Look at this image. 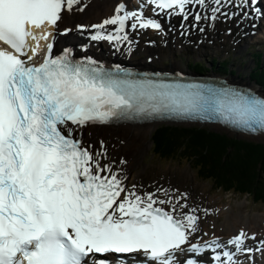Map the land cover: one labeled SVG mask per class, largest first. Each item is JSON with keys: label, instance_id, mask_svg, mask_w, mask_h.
<instances>
[{"label": "snow or ice", "instance_id": "6c2138e0", "mask_svg": "<svg viewBox=\"0 0 264 264\" xmlns=\"http://www.w3.org/2000/svg\"><path fill=\"white\" fill-rule=\"evenodd\" d=\"M79 2L0 0V42L11 48L0 49V264H114L109 256L128 257L130 264L141 257L144 264H242L237 254L253 252L243 230L226 242L215 236L192 242L200 230L196 208L168 190L126 187L120 170L105 162L103 142L93 151L76 132L88 124L169 116L219 120L255 133L264 131V98L226 82L137 78L119 66L75 60L69 49L53 57L51 43L42 62L32 63L39 40L52 35L37 37L32 28L55 26ZM256 5L140 0L130 11L120 3L91 26V38L131 46L129 27L163 31L158 19L145 16L149 6L154 16H192L198 23L209 19L202 12L213 21L241 12L247 18L246 9L260 12ZM231 8L237 11H224Z\"/></svg>", "mask_w": 264, "mask_h": 264}, {"label": "bare ground", "instance_id": "6f19581e", "mask_svg": "<svg viewBox=\"0 0 264 264\" xmlns=\"http://www.w3.org/2000/svg\"><path fill=\"white\" fill-rule=\"evenodd\" d=\"M120 3H125L127 6H134L140 3V0H80L79 4L74 6L70 12L65 11L63 13L59 22V26L56 30L59 41L67 42L72 40V38H79L80 40H83L84 36H87L90 34V32H92L93 28L91 26L94 24H99L104 19L113 15L116 6ZM240 17L241 18H238L237 20L234 19V21L221 18L218 22L208 21L207 24L202 22L201 25H198L197 28H195L194 32L196 34L193 36V38L195 37L197 42L200 43V47H204L206 42H211L217 45V41L221 39L220 34L222 32L221 29L224 23H229L233 27L235 24H244L246 31L248 30L251 23L254 24V21L248 20L249 17ZM178 18V16L169 18L167 25L173 29V26L175 25L174 19L176 20ZM184 25H191V22L186 21ZM80 26H83V28ZM69 29L70 31H66ZM201 29H203V31H201ZM144 31L145 30L135 32V41L132 42L131 46H120L121 52L127 53L129 51L135 50L136 47H141L142 51L147 53L143 61L140 62L142 67L151 68L152 65H157L158 60H160L164 55L165 42L169 41L173 42V44H176L177 41L174 43L172 39L180 40L182 38L179 36L180 31L177 30V33L175 34L179 37L172 34L169 37H164L161 34L159 35L158 33H155L159 36L151 37L150 40H144L141 43H138V39H143L142 36ZM44 41H48V39H40L39 45ZM85 47L93 49L99 48L103 53L110 52L111 55L114 54V51L111 49V47L99 44L97 41H92L89 46ZM115 48L118 47L116 46ZM128 61L131 63L134 62V54L128 58ZM171 68L176 71L179 68V65L174 62L171 65ZM236 78L237 77H233V79ZM253 87L257 89L255 86ZM155 124L156 123L98 126L97 129H94L91 139L89 138L87 141L89 142L88 144L92 145L94 151H101V141L103 142V151H106L107 153V156L104 158L105 162L111 163L114 170H120L122 176L125 178L124 181L128 184V188H132V186L135 185L136 189L141 193L156 192L157 189L168 190L169 194L173 197L177 195L184 197L181 202L183 203L186 201L189 208H196V214L199 216L200 230L198 233L194 234V242H197V240H200L201 242L210 240L213 238V236L220 238V240L223 242H226L232 237V235L238 234L240 229H243L247 233L249 241H258V247H255L254 253L252 254H246L245 252L237 254V260L242 262V264H264V249L256 251V249L261 248V241H264V239H261V236L264 235V213H254L253 215H250L248 211L242 210L240 212H236L231 204L221 207L216 206L213 208V210H209L204 201H201L199 198H195L194 194L182 187V185H176L172 182L161 184L162 186L160 188L155 186L153 190H147V188L144 190L138 186L137 182L140 180V176L138 173L132 174V170L135 162H138L140 155L136 151H134V153L131 155L130 147L133 145L130 143L128 144L127 141L129 140H126L125 138L130 137L131 141L134 142L138 140L139 136L150 133L153 130ZM125 132L126 134H124ZM94 140L99 142L97 146H94L92 143ZM121 161H123V163H121ZM158 195L161 199L164 198L162 192L158 193ZM204 210L207 211L205 212ZM211 212H213V214L217 215L218 217L222 213L226 215V219L220 223L217 232L216 230L209 231L204 228L206 221L211 219ZM205 233H207V235H205ZM253 235L255 236V239L250 238ZM229 248H232V246H229ZM232 250L234 251V248H232Z\"/></svg>", "mask_w": 264, "mask_h": 264}, {"label": "rangeland", "instance_id": "374dc122", "mask_svg": "<svg viewBox=\"0 0 264 264\" xmlns=\"http://www.w3.org/2000/svg\"><path fill=\"white\" fill-rule=\"evenodd\" d=\"M226 24H224L225 28ZM221 39L217 45L206 42L204 47H200L199 44L196 46L195 43L187 42L188 37L182 33L180 36V40L182 44L179 43L180 40H173L174 43L179 41L180 44H173V42H166L164 45V55L163 57L158 60V66L160 68H170L171 65L176 62L182 69L188 70L189 69V58L191 59H205L208 60L211 64L212 57L220 56L224 59V57H228L230 52L233 50V47H237L234 44V39L231 38L235 33L228 36L227 33L225 34L224 29H221ZM176 35L175 32L172 33ZM153 35L144 34L143 39L149 40ZM177 36V35H176ZM177 36V37H179ZM186 37V38H185ZM194 39V38H193ZM171 40V39H170ZM196 42V38L194 39ZM251 43L253 40L249 39V37H245L241 48L245 49L246 42ZM179 45V46H178ZM240 48L235 50L236 54L240 52ZM145 52L142 51L141 47H138L134 53V63H140L146 57ZM178 57V58H177ZM234 62V66L236 68L234 77L236 76L237 79L243 80L244 82H251L253 85H258L253 82L250 78V72L252 71L253 61L252 58L250 59L248 55L244 56L243 61L240 60V57L237 58ZM210 73H212L210 71ZM228 78H233L231 74L227 75ZM260 88V85L256 86ZM264 88V87H263ZM261 89V88H260ZM159 124H155L153 130L148 133L147 135H141L138 137V140L132 142L130 137L125 138L128 139L127 143L133 145L130 147L131 155L134 151L138 152L140 157L138 162H135L132 174L138 173L140 176V180L137 182L138 186L146 190H153L155 186L159 188L162 186L161 184H165L166 182H172L176 185H182L185 189L190 191L194 194L195 198H199L201 201L207 205L209 210H213L214 207H221L225 205L231 204L234 207L236 212L240 211H248L250 215L254 213H264V203L258 202L256 203L252 197L248 195H241L235 192H224L220 189H216L214 184H212L208 180H201L200 177L197 175L196 169L192 168L189 162L186 159H166L161 160L160 158H156L153 156V133L157 129ZM193 125V124H191ZM99 125L88 127L85 131V136L87 139H91L94 129L98 128ZM213 129H219L221 131H225L230 135L237 136L241 139L247 140H256L260 142H264V136L261 137H253L245 134L235 133L233 131L227 130L220 126L212 125L209 126ZM126 134V132L124 133ZM92 143L97 146L98 141L94 140ZM127 146V145H125ZM141 153V154H140ZM211 219L206 221L205 227L209 231L211 230H218V227L222 221L226 219L225 214H220L219 217L214 215L213 212L210 213ZM215 228V229H212Z\"/></svg>", "mask_w": 264, "mask_h": 264}, {"label": "trees", "instance_id": "16d2710c", "mask_svg": "<svg viewBox=\"0 0 264 264\" xmlns=\"http://www.w3.org/2000/svg\"><path fill=\"white\" fill-rule=\"evenodd\" d=\"M218 63L215 59L214 67ZM230 63L231 58L221 61L220 70L231 72ZM191 67L198 72L209 70L204 61H192ZM251 77L264 86L262 54L256 58ZM152 140L154 157L186 159L200 179L210 181L216 189L264 203V142L241 139L209 126L185 124H160Z\"/></svg>", "mask_w": 264, "mask_h": 264}]
</instances>
